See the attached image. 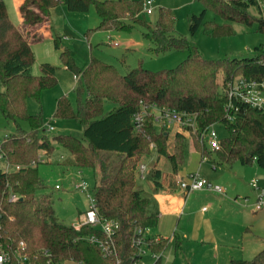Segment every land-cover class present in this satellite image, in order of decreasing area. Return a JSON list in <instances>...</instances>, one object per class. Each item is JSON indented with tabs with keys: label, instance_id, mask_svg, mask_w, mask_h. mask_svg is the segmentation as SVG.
Segmentation results:
<instances>
[{
	"label": "trees",
	"instance_id": "1",
	"mask_svg": "<svg viewBox=\"0 0 264 264\" xmlns=\"http://www.w3.org/2000/svg\"><path fill=\"white\" fill-rule=\"evenodd\" d=\"M144 0H21L18 7L21 25H14L9 19L7 7L0 0V79L5 88L0 92V110L7 121H13L17 134L5 136L0 142V154L5 164L20 166L17 171H6L0 164V241L15 246L25 241L32 255L42 250L49 251L53 264L75 262L78 264H134L138 258L131 247L136 227L144 232L159 224V212L152 210L151 199L145 197L137 187V167L144 156L152 153L166 159L172 175L184 166L188 157L190 137L202 159L215 154L218 163L214 165H252L254 162L264 170V113L239 104L235 121L225 117L227 100L224 88L229 80L244 77L264 79V46L256 49L259 55L241 60H207L198 47L184 37L175 35L173 13L169 9L159 10L155 28L140 21ZM203 11L192 15L189 30L194 35L204 24L205 32L222 37L232 35V23L252 26L259 23L249 9L254 0H200ZM63 4L68 11L86 13L95 7L99 25L88 31H130L132 24L147 28L145 36L154 44L155 54L168 51H187V58L176 68L151 71L141 65L126 74L111 64L90 56L85 69H77L62 48L61 38L55 36V48L65 66L75 75H81V82L87 98L79 109L74 110L67 97L57 100L54 117L75 119L83 125V139L72 135H46L41 115H31L27 102H40L43 91L57 85L56 68L49 63L40 66L42 74L34 76L30 69L34 63L32 43L43 37L35 28L50 22L51 10ZM207 12L218 15L225 23L205 22ZM258 12V11H257ZM130 22V23H127ZM26 29L31 41L22 33ZM222 72L223 77L219 79ZM106 103L110 104L106 111ZM170 108L180 113L196 115L197 134L176 133L172 152H169V131L158 126L154 115L146 117L144 131H134L132 116L143 107ZM29 122L31 130L20 129V122ZM210 125H222L228 136L221 139V148L211 151L201 143L197 135ZM155 144L154 152L150 144ZM61 146L73 156L78 168H88L98 173L95 184V200L100 216L119 221L121 228L115 238L117 255L104 257L99 247L88 241V237L100 231L90 227L76 229L58 220L50 196H38L42 187L38 166L31 163L38 160L41 152L53 154ZM161 170L153 168L148 175L156 189L162 186ZM19 197L11 201V195ZM80 214V213H79ZM151 253L161 254L169 246V239L158 241L149 237ZM181 242L175 237V248ZM161 259V258H160ZM158 259L155 264H160ZM231 264H264V249L251 260L233 259Z\"/></svg>",
	"mask_w": 264,
	"mask_h": 264
},
{
	"label": "rangeland",
	"instance_id": "2",
	"mask_svg": "<svg viewBox=\"0 0 264 264\" xmlns=\"http://www.w3.org/2000/svg\"><path fill=\"white\" fill-rule=\"evenodd\" d=\"M3 1L11 22L16 26L21 25L18 11L21 0ZM151 1L153 2V12L147 14L143 11L139 15L140 21L150 25L151 28H155L159 20V10L161 8L171 10L174 18L175 35L186 38L198 47L204 59L241 60L252 58L260 54L256 48L264 46V33L259 31L258 22H254L252 26L232 23V35L222 37H214L206 33L203 24L192 35L189 30V20L192 15H199L203 11L200 0ZM249 13L253 17H257V11L254 7L249 9ZM50 21L51 26L48 27L47 32L41 33L42 41L32 43L34 63L30 72L34 76H40L42 74L41 64L49 63L56 68L58 82L55 87L43 91L40 102L34 99H29L27 102L29 114L42 116L45 127L44 133L49 137L72 135L83 139V125L79 121L75 119H58L54 117V113L57 100L61 97H67L74 110L79 109L80 104H83L87 98L81 82V75H79V80L75 79L74 72L68 69L61 59L60 50L55 48L53 42L55 36L61 38L62 48L67 50L75 67L80 70L86 68L91 55L116 66L123 74L140 65L151 71L173 69L183 62L188 55L187 51H168L155 54L152 51L154 44L145 36L148 30L140 24H132L133 28L130 31H96L86 36L88 31L95 29L100 22L94 6H91L86 13H76L68 11L61 4L51 10ZM205 22H214L219 25L225 23L212 12L205 14ZM21 31L28 41H31V36L27 34V30L22 28ZM34 31L36 32L37 28ZM222 77L221 72L219 79ZM4 90L5 88L2 86L0 79V92ZM109 106L110 104L106 103V111L109 110ZM148 111L157 113L152 108ZM159 125L170 133L168 147L169 152H172L176 136L175 129L180 127H167L162 122L158 123ZM50 127L53 130L47 131ZM20 129L29 132L31 126L29 122H20ZM215 129L219 133L220 139L228 136V132L222 125H217ZM17 133L16 124L13 121H7L0 110V142L3 141L5 136ZM149 149L154 152V149ZM194 149L197 151L193 140L188 137V150L194 151ZM188 157L183 168L188 165ZM214 161L218 163L215 154H212L211 158L206 157V160L197 165L199 167V169L197 168L198 174L209 184L224 188L225 194L216 196L215 194L206 193L205 190L190 192L187 205L190 206V210H197L201 206H206L209 208V213L217 211V221L214 222V227L216 230L215 239L218 243L207 242L203 245L199 243L194 246L192 243L190 246L191 242H189L184 248L185 258L181 253H176L175 240L170 239L169 246L163 252L160 264H231L233 259L251 260L264 249V211L255 212L258 193L251 186L254 180L259 187L264 189V170L255 162L246 166L237 161L232 165L214 166ZM141 162L146 164V176L150 174L153 168H159L162 175L171 172L166 159L158 157L155 153L144 156ZM32 163V167H36L39 163L38 172L42 187L38 190L37 195L50 196L58 220L68 226H76L79 213L88 209L87 194L92 196L95 194L94 189L98 173L88 168H78L75 165L73 156L61 146H56L53 154L41 152L38 160L34 162L35 164L32 165ZM0 164L6 171H17L16 166L6 165L3 157L0 158ZM138 175L137 172L138 189L145 197L150 198L147 192L153 193L150 187L156 188L154 182L150 178L142 180ZM261 175L263 177H260ZM81 178L88 185L87 194L76 189V184L82 180ZM57 185L59 186L58 189L56 188ZM174 189L179 193L180 188L176 186L175 182ZM166 190H168V187L162 184L156 191L163 193ZM169 223L168 221L162 223V229L164 230L162 236H167L168 239L170 230L172 231L173 228L169 226ZM154 233H157L156 228L150 229L148 234L152 235ZM155 262L150 253L141 259V264H155ZM64 264L78 263L71 261Z\"/></svg>",
	"mask_w": 264,
	"mask_h": 264
},
{
	"label": "built area",
	"instance_id": "3",
	"mask_svg": "<svg viewBox=\"0 0 264 264\" xmlns=\"http://www.w3.org/2000/svg\"><path fill=\"white\" fill-rule=\"evenodd\" d=\"M249 1V0H245ZM257 7V13L264 26V0H254ZM143 11L147 14L153 12V2L144 0ZM75 79L79 80V76L75 75ZM226 102L224 105L225 117L228 121H235L236 113L238 112L239 104L246 105L251 109H255L264 113V79H247L238 77L229 80L224 88ZM157 113L149 112L150 108L143 107L141 111L136 112L132 116V125L134 131L141 133L144 131L145 120L149 114H153L155 122H162L164 126L172 127L179 126V131L186 132L187 135L197 134L196 130V115H188L178 112L175 109L163 108L159 109L155 106L151 107ZM210 125L204 129L198 136L201 143L207 146L211 151H218L221 148V139L215 127ZM53 130L52 127L47 131ZM155 144L151 143L150 148L155 150ZM2 158V155H0ZM206 160V157L203 158ZM35 163L33 162L32 165ZM215 166V165H214ZM20 166H16V170H20ZM146 164L141 162L138 166V176L142 180H146ZM76 184V189L87 194L88 185L83 178ZM178 184L187 193L209 188L219 194H225V189L220 186H213L205 179H202L198 172L190 173L186 178L178 177ZM251 186L257 191L255 202V210L257 212L264 211V189L259 187L256 181H253ZM58 189L59 186L57 185ZM89 206L88 209L78 216L76 229L82 227H90L95 231H100L99 235L94 233L87 239L90 243L99 247L104 257L117 255L116 236L121 228L119 221L104 218L99 215L98 207L95 200V195L87 194ZM19 197L15 194L11 195L10 200L16 201ZM148 232V231H147ZM141 227H136L134 235L131 239V247L136 251L134 256L137 261L134 264H139L141 259L151 253L149 249V236ZM158 241L159 239H155ZM152 257L157 261L161 258V254L151 253ZM120 261H118V264ZM0 264H53L52 255L49 251L42 250L36 254H30L25 241H19L15 246L3 244L0 241Z\"/></svg>",
	"mask_w": 264,
	"mask_h": 264
},
{
	"label": "crops",
	"instance_id": "4",
	"mask_svg": "<svg viewBox=\"0 0 264 264\" xmlns=\"http://www.w3.org/2000/svg\"><path fill=\"white\" fill-rule=\"evenodd\" d=\"M20 23H21V19H20ZM49 26H51V21L49 23H45L44 25L37 27L36 32L39 33V35L41 36L42 35L41 33L47 32ZM177 132H179L178 127L175 129V133ZM188 156L189 157H188L187 167L186 168H183V166L180 167L176 175H172V172L164 175L161 174V183L167 186L168 190H166L163 193H160L156 191L157 190L156 188L153 189V187L151 186L150 189L153 190V193L147 192L152 201L151 203L152 210H156L157 212H159V224L156 227L157 233L149 235L148 234L149 230H148L147 235L155 239H160V238L168 239L167 236H162V233H164V230L162 229V223L163 222L165 223L166 221L170 222L169 226L173 228L172 231L170 230L169 233L170 234L169 241L170 239L175 240L176 236L179 237V241L181 242V247L179 248V250H176L175 248V251L177 254L181 253V255L185 258H186L185 256L186 254L184 248L189 242H191L189 244L190 246L192 245V243L193 246L199 243L203 245L207 242L218 243L215 239L216 230L214 227V222L217 221L216 220L217 211H214L213 213L211 212L209 213V208H207L206 206H201L197 210H190L191 209L189 208L190 206L187 205L189 193L183 190L180 184H178L177 181L178 177L186 178L190 173L198 172L199 167L197 165L201 164V162L204 160L200 156L199 152H197L195 149L194 151L188 150ZM155 169L160 170L159 168H155ZM260 177H263V175H261ZM146 179H148V175ZM174 182L176 183V186L180 188L179 193H177L174 189ZM204 190L206 191V193L215 194L216 196L223 195L216 193L215 191L209 188H204L199 191H204ZM185 207L187 210L186 212H185ZM255 212L258 213L256 210ZM150 256L152 257L151 253ZM139 264H141V261L139 262Z\"/></svg>",
	"mask_w": 264,
	"mask_h": 264
}]
</instances>
